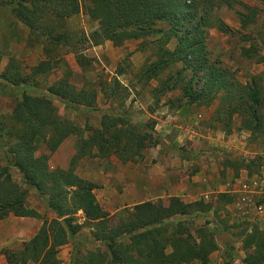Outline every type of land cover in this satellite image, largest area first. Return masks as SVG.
Here are the masks:
<instances>
[{
    "label": "rangeland",
    "instance_id": "obj_1",
    "mask_svg": "<svg viewBox=\"0 0 264 264\" xmlns=\"http://www.w3.org/2000/svg\"><path fill=\"white\" fill-rule=\"evenodd\" d=\"M191 1H187L188 4ZM204 1L209 7L206 16L210 14L220 18L231 27L229 33L207 30V62L226 70L232 82L245 85L255 79L264 98V64L256 59L257 55H264V0ZM24 6H29V0H0V166L8 167L12 179L27 189L26 207L33 208L40 217L11 213L0 222V264H7L5 251H21L45 221L57 218L46 204L49 185L38 191L15 166L13 149L17 140L11 132L14 110L23 97L46 98L48 88L60 80H68L77 90L86 88L98 92L96 103L90 108L70 106L60 98L53 99L63 119L73 122L76 127L86 128L87 133L89 126H101L104 115L126 117L139 129L155 120L159 125L158 130L155 126V131L167 139V142L161 140V150L166 149L171 156L169 159L167 155L169 160L165 161L170 165L163 162L162 157L146 159V156L124 164L115 155L98 156L97 149L93 151L95 155L81 157L75 174L96 184V199L108 217L104 224L97 220L89 221L82 210L74 214V224L80 229L68 244L58 249V258L63 264H78L93 251L107 254L110 258L107 243L99 239L98 234L114 237L112 230L118 232V225L132 218L136 205L151 201L168 205V200L175 195L186 204L201 201L207 210L195 206L190 214L172 216L165 225L170 232L172 227H180L186 232L185 237L192 236L196 243L206 236L215 239L218 248L210 254L209 264H245L244 240L256 230L263 233L264 225L260 227L261 224L254 223L249 215L237 212L235 203L231 206L235 197L226 191L228 183L246 171L242 169L237 175L233 168L225 167L224 162L226 158L252 160L264 157V103L260 108L263 117L260 129L248 128L251 117L242 106L227 126L216 113L224 110L222 98L234 93L238 102L237 90L223 91L209 107L198 106L189 104L178 87L166 93L157 89L169 80L171 74H176L185 65L187 68V63L178 62L158 78H142L143 67L156 59L152 41L160 36L159 33L140 40H127L121 47H115L109 40L99 44L91 39L99 28V22L85 11L71 18H60L63 9L54 8L56 12L53 13L49 8L41 16L36 14L37 21L33 22L32 30L21 18L20 11ZM252 14L255 20L251 19ZM241 17L247 21L244 25ZM59 35L62 42L57 45L54 40V46L50 39ZM68 36L69 40H66ZM176 44V39H173L167 46L174 50ZM246 48H250L254 58L244 53ZM187 70L184 75L186 82L193 76L192 71ZM193 86L196 89L203 86L199 77L193 79ZM180 102L184 104L181 108L178 107ZM164 121L170 124L166 126ZM76 142V136H70L50 155L47 162L50 172L70 168L76 155ZM35 145L36 157L48 154L40 138ZM151 147L153 145L148 149ZM202 151L213 153L202 156L199 154ZM169 171L172 178H177V181H170L175 189H171L169 179H165V173ZM152 174L154 179L151 183L144 180L146 177L150 179ZM206 193L210 194V200L204 203ZM115 238L128 243L125 235H115ZM171 250L168 246L167 251ZM27 264L40 263L28 261ZM187 264L201 263L193 261Z\"/></svg>",
    "mask_w": 264,
    "mask_h": 264
},
{
    "label": "trees",
    "instance_id": "obj_2",
    "mask_svg": "<svg viewBox=\"0 0 264 264\" xmlns=\"http://www.w3.org/2000/svg\"><path fill=\"white\" fill-rule=\"evenodd\" d=\"M187 1L189 0H29L32 9L24 6L20 14L33 30V22L37 21L36 14L41 16L49 8L53 13L56 12L54 8L63 9L59 14L60 18H71L85 11L99 22V28L93 32L91 39L99 44L109 40L115 47L123 46L130 39L140 40L159 33L160 36L152 41L156 59L143 67L142 78H158L178 62L187 63V68L193 75L189 81L184 79L188 71L185 65L176 74H171L169 80L157 89L166 93L178 87L189 104L206 107L211 106L223 91L235 89L240 99L237 102L234 93L226 97L228 101L222 98L224 110L216 113L219 120L230 126L233 115L242 106L251 117L248 128L254 131L260 129L263 122L260 108L264 98L255 79L251 84L245 85L232 82L226 70L207 62V30L217 29L229 33L231 27L220 18H214L210 14L206 16L209 9L207 1L192 0L191 4ZM254 14L252 20H255ZM241 21L242 25L247 23L244 22V17H241ZM61 38L60 35L51 37L50 42L54 45L55 40L58 45L62 42ZM65 39L69 40V36ZM173 39H176L177 44L171 50L167 45ZM250 48H246L244 53L249 58H254ZM256 59L258 63L264 64V55H257ZM201 73L203 75L199 76ZM195 77L203 82L199 89L193 86ZM97 96L95 89L77 90L68 80H60L48 88V97L26 95L16 105L11 132L12 137L17 140L13 149L15 166L38 191L45 190L46 184L49 185L46 204L57 218L45 221L21 251H5L7 264H27L28 261L63 264L58 258V249L68 244L69 239L74 238L79 231L80 226L74 224V214L77 211L82 210L89 221L97 220L105 224L108 214L96 199V184L75 174L81 157L95 155L93 151L97 149L98 156L115 155L127 164L143 158L144 150L151 145L167 142L166 138L155 131V120H151L144 129H139L126 117L104 115L101 126H89L87 133L86 128L76 127L73 122L63 119L53 102V99L60 98L70 106L84 105L90 108L95 105ZM178 105L181 108L184 104L180 102ZM70 136L77 138L76 155L70 168L67 171L50 172L47 167L50 155ZM38 138L48 150V154L40 157L35 155V141ZM212 153L202 151L199 154L208 156ZM224 166L233 168L237 175L245 169L252 176L256 168L264 166V157L252 160L226 158ZM8 172V167L0 166V222L11 213L39 218L38 212L26 207L27 189L19 186ZM66 188L75 190L68 191ZM179 200L174 196L168 200V205L152 201L136 205L132 218L126 223H120L117 226L120 228L118 232L112 230L111 235L114 237L98 234V238L107 243L110 258L107 254L93 251L85 255L78 264H187L193 261L209 264L210 254L218 248L215 239H208L206 236L203 241L196 243L192 236L185 237L186 232L180 227H172L170 232L165 226L172 216L190 214L195 206L200 210H207L201 201L192 205ZM115 235H125L128 243L116 239ZM168 246H171V252L167 251ZM244 249L247 252L245 264H264V232L256 230L249 234L244 240Z\"/></svg>",
    "mask_w": 264,
    "mask_h": 264
},
{
    "label": "built area",
    "instance_id": "obj_3",
    "mask_svg": "<svg viewBox=\"0 0 264 264\" xmlns=\"http://www.w3.org/2000/svg\"><path fill=\"white\" fill-rule=\"evenodd\" d=\"M231 197H235V209L240 214L252 218L257 224H264V176L257 180L237 181V186L233 181L228 183L226 190ZM204 201L210 200V194L204 195Z\"/></svg>",
    "mask_w": 264,
    "mask_h": 264
},
{
    "label": "crops",
    "instance_id": "obj_4",
    "mask_svg": "<svg viewBox=\"0 0 264 264\" xmlns=\"http://www.w3.org/2000/svg\"><path fill=\"white\" fill-rule=\"evenodd\" d=\"M171 116V115H170ZM164 123H165V125L167 126L168 124H170V123H168L167 124V122H165L164 121ZM159 126V125H158ZM158 126L156 125V130H158ZM173 143H175V142H172V144ZM168 144L170 145L171 144V142H168ZM161 147H162V144L161 143H158L156 146H153V147H151V149H146V150H144V152H143V158L146 156V159H149V158H151V157H154V159H157L158 157L160 158V157H162V161L163 162H165L166 160H169L170 158H171V156H170V154L169 153H167V150L166 149H163V150H161ZM147 150H148V152H147ZM167 155H168V158H167ZM175 155V154H174ZM175 157V156H174ZM243 158V157H242ZM253 158V157H252ZM174 160H176V157L174 158ZM181 160V159H180ZM84 162H82V163H85V160H83ZM159 161H160V159H159ZM183 162H186V160H183ZM166 164H168V165H170L169 163H167V162H165ZM174 164V162H172V164L171 165H173ZM83 165V164H82ZM81 165V166H82ZM164 166V165H163ZM83 167V166H82ZM86 167V166H85ZM165 167V166H164ZM153 171L154 170H156V169H152ZM153 171H151L152 173H155V172H153ZM174 171V170H173ZM88 173L90 172L89 170L87 171ZM170 173V171L169 172H166L165 173V179L167 180V179H169V186L170 187H172L173 185L171 184V182L170 181H173V179L175 180V181H177V178H175V176H173V178H172V176H171V174H169ZM175 173H176V171H175ZM173 175V174H172ZM262 175L264 176V166L262 167V168H258V169H255V172H254V174H252V176H249L248 175V172L246 171V172H243L242 174L240 173V175L239 176H236V177H234L233 178V183H234V185H237V181H246V180H257V179H261L262 178ZM153 179H154V176H153V174H152V176H151V178L150 179H148L147 177H146V179L144 178V180H146V181H148V182H152L153 181ZM171 189H175V187H172ZM172 195H175V194H172ZM161 196V195H160ZM176 196V195H175ZM231 198V197H230ZM234 201L235 200H233L232 201V204H231V206L233 205V203H234ZM263 223H261V225H259L260 227H263V225H262ZM259 227V228H260Z\"/></svg>",
    "mask_w": 264,
    "mask_h": 264
},
{
    "label": "clouds",
    "instance_id": "obj_5",
    "mask_svg": "<svg viewBox=\"0 0 264 264\" xmlns=\"http://www.w3.org/2000/svg\"><path fill=\"white\" fill-rule=\"evenodd\" d=\"M204 203H206V202H204Z\"/></svg>",
    "mask_w": 264,
    "mask_h": 264
}]
</instances>
